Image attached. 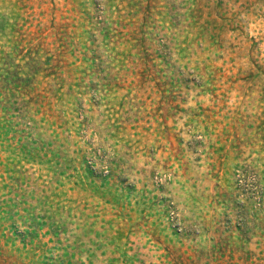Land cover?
Segmentation results:
<instances>
[{"label":"rangeland","instance_id":"1","mask_svg":"<svg viewBox=\"0 0 264 264\" xmlns=\"http://www.w3.org/2000/svg\"><path fill=\"white\" fill-rule=\"evenodd\" d=\"M264 0H0V264H264Z\"/></svg>","mask_w":264,"mask_h":264},{"label":"snow or ice","instance_id":"2","mask_svg":"<svg viewBox=\"0 0 264 264\" xmlns=\"http://www.w3.org/2000/svg\"><path fill=\"white\" fill-rule=\"evenodd\" d=\"M262 186H264V184H262Z\"/></svg>","mask_w":264,"mask_h":264}]
</instances>
